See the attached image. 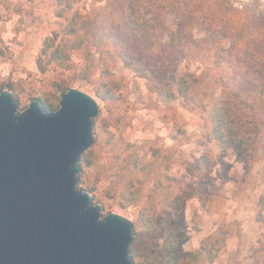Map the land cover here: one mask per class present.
Returning a JSON list of instances; mask_svg holds the SVG:
<instances>
[{
	"label": "rangeland",
	"instance_id": "rangeland-1",
	"mask_svg": "<svg viewBox=\"0 0 264 264\" xmlns=\"http://www.w3.org/2000/svg\"><path fill=\"white\" fill-rule=\"evenodd\" d=\"M34 1L0 0V93L11 91L20 112L35 99L60 107L62 94L56 92L55 86L65 81L70 88L97 101L100 119L98 126L94 127V136L95 140L99 139L101 153L92 167L85 169V182H78V188L94 189L92 201L104 207L103 217L115 213L135 223L141 214L152 220L177 219V226H183L185 234L192 239L184 247L187 252L194 251L197 240L193 239L199 238V233L205 232L204 240L218 237L219 229L223 228L228 237L221 243L219 258L213 263L203 261L201 264H251L250 248L258 246L264 238L254 244L251 242L256 239L243 240L240 221L249 218L252 211V220L259 223V232L264 236V219L257 217L259 200L264 197V147L245 154L207 143L203 135L208 111H190L178 101L161 103L149 92L148 82L126 69L121 62L110 67L111 75L108 76L119 87L117 95L120 98L101 101L96 96V87L107 77L103 76V58L94 49L76 51L72 55L70 70L49 64L45 66L46 72L41 73L37 59L44 42L55 34L63 37L67 22L56 17L57 6L52 0H37L35 4ZM106 1L100 5H105ZM231 1L239 8L248 3L264 8L261 0ZM92 6V0H80L75 8L87 13ZM172 29L175 30L176 26ZM186 72L198 76L203 73L197 64L180 66L179 74ZM209 80L206 79L204 86L208 93V110L220 93V89L213 88ZM180 129L188 137L181 141L180 136L175 143L171 137ZM155 150H160L161 154H158V164L150 175L145 176L126 166L129 156L144 163L153 162ZM166 176L184 180L189 186L180 184V190L175 184L167 194L165 188L171 182ZM129 179L141 188L142 197L136 205L124 209L120 205L123 200L121 192ZM162 182L164 193L157 187ZM164 194L171 200H177L179 195L184 198L181 203L177 201V205L171 206L170 216L159 211L158 200ZM211 214L216 215L215 221H208ZM160 229L157 227L156 230ZM163 245L159 235H145L139 254L145 260L160 256Z\"/></svg>",
	"mask_w": 264,
	"mask_h": 264
},
{
	"label": "trees",
	"instance_id": "trees-1",
	"mask_svg": "<svg viewBox=\"0 0 264 264\" xmlns=\"http://www.w3.org/2000/svg\"><path fill=\"white\" fill-rule=\"evenodd\" d=\"M58 19L67 25L63 37L54 35L44 42L37 59L38 70L45 73V66L53 64L70 70L72 55L83 48L96 50L103 58V76L98 82L96 96L103 102L118 100V86L108 78L110 67L118 62L137 77L148 82V90L163 104L180 102L190 111H208L204 124V139L216 143L222 150H238L245 154L264 147V8L248 3L239 8L231 0H92L93 6L82 13L75 6L80 0H52ZM171 24V25H170ZM176 26L173 30L172 27ZM200 35L203 37L201 38ZM197 64L201 76L186 72L179 74L180 66ZM213 88L220 89L216 103L208 110L206 79ZM56 92L64 95L70 89L67 82L56 84ZM12 89V88H11ZM45 111H56L42 102ZM100 112L95 118L98 126ZM187 139L184 130L171 137L177 143ZM184 139V140H183ZM130 147L129 144H126ZM116 146V144H115ZM101 153L99 139L82 156L79 183L85 182V169L92 167ZM155 160L144 163L129 156L127 165L145 176L152 173L158 164L160 150H155ZM169 186H189L184 180L166 176ZM164 193L163 182L157 184ZM121 192L122 208L136 205L141 197V188L132 179L126 180ZM94 189H89L91 194ZM192 198V196L190 197ZM201 199V198H200ZM178 196L171 200L162 195L159 211L171 215L173 205L182 202ZM178 201V202H177ZM202 202V200H201ZM258 219H264V197L259 200ZM104 208V207H103ZM160 219V218H159ZM178 220H152L141 214L133 222L135 242L131 257L135 264H201L215 262L221 253V243L228 233L219 229L218 237L202 240L199 249L184 251L189 237ZM160 227V230H156ZM145 235H159L164 241L162 254L142 258L139 248ZM250 249L251 264H264V241Z\"/></svg>",
	"mask_w": 264,
	"mask_h": 264
},
{
	"label": "water",
	"instance_id": "water-1",
	"mask_svg": "<svg viewBox=\"0 0 264 264\" xmlns=\"http://www.w3.org/2000/svg\"><path fill=\"white\" fill-rule=\"evenodd\" d=\"M98 114L75 88L51 112L0 93V264H135L133 222L78 188Z\"/></svg>",
	"mask_w": 264,
	"mask_h": 264
},
{
	"label": "crops",
	"instance_id": "crops-1",
	"mask_svg": "<svg viewBox=\"0 0 264 264\" xmlns=\"http://www.w3.org/2000/svg\"><path fill=\"white\" fill-rule=\"evenodd\" d=\"M261 1H264V0H261ZM37 3V0L34 1V4ZM252 211L249 213V218H245L243 220H241L240 222L242 223V238L243 240H246V239H256V240H253V242L251 243H258V240L259 239H263L264 236L262 235V232H259V223H254L253 220H252ZM214 218L216 219V215L214 214H211L209 217H207L208 221H215ZM249 220V221H248ZM216 230V228L214 229V231ZM213 231V232H214ZM203 234V235H202ZM204 235H205V232L203 233H199V238H194L193 240H197V242L193 245L194 247V251H196L197 249H199L200 247V244H201V241L202 239L204 238ZM192 240V239H191ZM189 239L188 243L191 241ZM238 241V240H237ZM187 245V244H186ZM185 245V246H186ZM184 246V247H185Z\"/></svg>",
	"mask_w": 264,
	"mask_h": 264
}]
</instances>
